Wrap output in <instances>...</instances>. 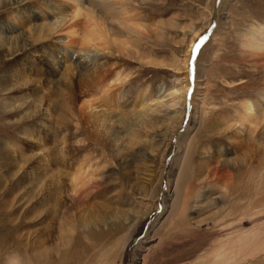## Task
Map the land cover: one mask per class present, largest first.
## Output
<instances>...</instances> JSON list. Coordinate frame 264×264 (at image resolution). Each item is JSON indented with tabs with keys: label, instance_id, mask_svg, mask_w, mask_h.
Wrapping results in <instances>:
<instances>
[{
	"label": "rangeland",
	"instance_id": "rangeland-1",
	"mask_svg": "<svg viewBox=\"0 0 264 264\" xmlns=\"http://www.w3.org/2000/svg\"><path fill=\"white\" fill-rule=\"evenodd\" d=\"M220 2H123L138 33L91 43L96 62L69 82L84 19L31 42L30 29L68 19L72 5L0 0V264H264V68L243 47L264 27V0H226L219 15ZM199 35L193 107L183 58ZM117 75L123 100L99 91ZM187 85L183 101L170 100ZM91 103L122 115L116 145ZM79 167L95 181L83 190L70 182Z\"/></svg>",
	"mask_w": 264,
	"mask_h": 264
},
{
	"label": "bare ground",
	"instance_id": "bare-ground-1",
	"mask_svg": "<svg viewBox=\"0 0 264 264\" xmlns=\"http://www.w3.org/2000/svg\"><path fill=\"white\" fill-rule=\"evenodd\" d=\"M62 1L69 2L72 5V7L74 8L73 14H70V17H68V19H67V16H59L55 20H53L52 22H48L44 26H40L39 28L36 27V28L30 29L29 30V33L32 34L31 37H30L31 38V42H37L39 40H45V39L49 38L51 36V34L52 35L53 34L55 35L57 32H59L61 30V28H63L64 25H66L67 23H71L72 21H74V20H76L78 18H83L84 19V22L87 25V28H86V31H85V35L81 38L80 44L78 46V53H82L83 52V54H81V56L80 55H77V56H80V57H77L76 56L74 58L72 56H69L68 59L73 64V66L71 67V65H69V66H67V68H65V71H64L65 73H64V76L62 77L63 80H66V81H69L70 82L72 75H75L76 77L84 76L82 70L87 71L86 70V67H91L93 65V62L97 58V56H96L97 49L98 50L100 49L99 51H102V52L105 50V48H100L99 46L93 44V50H95V53L96 54H95V57L92 58V56H94V55H92L93 54L92 52H94V51H90V50L87 49L88 47L89 48H92V46H91L92 44L91 43H93V42H101V41L107 42L106 40H109V42H107V44L110 43L111 46L114 45L115 44V41L114 40H113L114 43L110 42L112 40L111 39V36H113V35L115 36V34H113L111 32L113 30H114V33L116 32V33H119L120 35H123V36H126V37H128V36L130 37V35H133V34L135 35V33H138V32L135 31V29L132 26H129L130 23H131V25L134 24V26H135V24L139 20V18L137 16H135V13L131 12V11L134 10L135 6L130 5V4H127V6L125 5L126 7H123L121 5L123 2L129 1V0H62ZM225 1L226 0H221L220 4H218V7H219V9L217 10L218 14H219V11L221 10V8L224 6ZM118 7H119V10L120 11L117 10ZM101 10L106 11V12H111L114 15L113 18L111 19L112 22H110L106 27L104 26V23H103L104 20H103V18H101V15L99 14V11H101ZM208 15H209L208 16V18H209L210 15H211V12ZM219 15H221V14H219ZM208 18H207V22H208ZM127 23H129V24H127ZM136 26H139V24L138 25L136 24ZM141 26L145 27L144 24H141ZM68 27H66V28H68ZM66 28H65V30H66ZM69 28L71 29L72 26H70ZM258 29L259 30L257 32L254 31V33H252V32H248V34L246 33L247 34L246 37L244 36L246 38V42L244 43V46L243 47L251 54L252 57H256V59L259 60V61H256L255 63H258V62L262 63V64L259 63L260 68H264V27L261 28L260 25H259ZM72 33L73 32H71L70 34H72ZM203 33L204 32H202V34ZM139 35H140V33H139ZM129 37L127 38L128 41L126 40L127 43L130 40ZM200 37H201V35H199V37L196 38V39H199ZM115 38H116V41H117V39H119L118 36L117 37L115 36L114 39ZM121 39H122V42H124L123 41V38H121ZM120 40H118L119 43L121 42ZM4 41L5 40H2V43ZM119 43H118V47L120 45ZM127 43H125V44H127ZM194 43H196V42L193 41V39H192V41L190 42L189 46L187 47V51H186V54H185V58H183L184 59L183 60L184 61V63H183L184 70H186L188 68L189 57H190V54H192V48H193V44ZM20 50L21 49L17 46L16 49H15V52H18ZM12 52L13 51L11 50V53ZM51 53H50V56L49 57H51V59H53V55L55 53H53V52H51ZM117 53L119 54L120 52L117 51ZM99 54H100V52H99ZM90 57H91V61H89V58ZM71 59L72 60H76V61L75 62L74 61L72 62ZM46 61H47L46 64H48L49 61L48 60H46ZM157 66L159 67V66H162V65L161 64H158ZM116 77L117 78L115 79V83H119V84L116 85L114 83V85H111V83H112L111 82L110 83V86L106 90L100 89L102 87L98 88V90L100 89L99 91H102L101 94L103 93L104 96L107 95L106 97H109L108 96V94H109L108 93V89H111L112 90L111 91L112 94H115L116 93L117 96H118L117 98L119 100H123V95L121 96V94H120V92L122 91L121 90L122 89L121 86H123L122 85L123 84L122 83V79H120V76L119 75H117ZM192 79H193V85H192V87H193V89H192L193 90V93L191 92L192 94L190 96V99H189L188 104L190 103L189 105L192 104L193 107H194L195 104H194V102L192 103V99H193V97L195 95H197L196 92L199 89V80H198L197 71H196V64H195V74H194V78L192 77ZM187 88H188V85L187 86H184L182 88H179V89H177V88L176 89H173L170 92L171 94H170L169 97L172 98V99L170 98V100L171 101H173L174 99L177 100L181 96V99L183 101L184 95H185V93L187 91ZM180 92H183V93H180ZM259 97L261 98V100L264 99V93L259 94ZM262 103L263 104H261V106L264 107V101L263 100H262ZM86 104H90V103H86ZM116 104L119 105V103H116ZM89 107H90V110H91L89 114L92 115L94 118L96 117V118H100L101 119V123H100V127H102L101 130L103 132H105V134H107V136H108V137L107 136H103V137H105V139H107V141L110 140L111 142H113V145L114 144L116 145L117 144V141H120L119 140V134H117V133L114 134L113 133V129H114V126H117V124H119V123L122 122V120H123L122 115L114 114L113 111L116 108L114 109L113 107H112V109H114V110H112V111L110 110L109 112L103 111V113L101 115H97V112L93 111L94 108L91 109L92 103H91V105ZM256 107L257 106L254 105V104H252V102H250V101H246L245 102L244 109H245L246 116L248 118H251L254 115H256V112H258V110H257ZM86 108H87V106H86ZM85 110H87V109H85ZM105 110H106V108H105ZM80 111L82 113V111H84V109H81ZM138 112H137V114H138ZM139 124H140V122H139ZM185 132H184V134H181L180 136H178V138L176 140V142L178 141L177 142L178 144H176V151L177 152L181 149L180 148L181 145H182L181 141L184 138L183 135H185ZM111 142H109V143H111ZM84 168L83 167L77 168L75 170L76 174H74L70 178L71 184L73 185V187L75 189L78 188L77 190H81V189L83 190L84 187L81 188L82 185L83 186H88V185H91L92 183L95 182V181L91 180L90 177L85 176V173L86 172L84 171ZM83 174H84V177H83ZM93 185H95V184H93ZM77 190H74L73 193L74 192H77ZM83 192L84 191H78V194H76V195L74 194V197H73L72 200L76 201L77 203H79L81 201H84V198H86V195L85 194L83 195ZM76 202H75V204H77ZM12 264H15L14 261H12Z\"/></svg>",
	"mask_w": 264,
	"mask_h": 264
},
{
	"label": "snow or ice",
	"instance_id": "snow-or-ice-1",
	"mask_svg": "<svg viewBox=\"0 0 264 264\" xmlns=\"http://www.w3.org/2000/svg\"><path fill=\"white\" fill-rule=\"evenodd\" d=\"M207 39L206 36H201L196 43L193 44L192 54L189 57V75L194 78L195 74V62L199 50L202 48L203 42Z\"/></svg>",
	"mask_w": 264,
	"mask_h": 264
}]
</instances>
